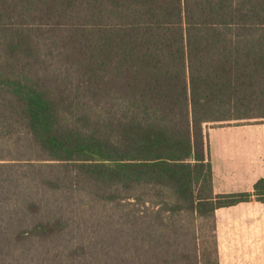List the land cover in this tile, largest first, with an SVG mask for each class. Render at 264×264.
<instances>
[{
	"label": "trees",
	"instance_id": "obj_1",
	"mask_svg": "<svg viewBox=\"0 0 264 264\" xmlns=\"http://www.w3.org/2000/svg\"><path fill=\"white\" fill-rule=\"evenodd\" d=\"M232 120L264 123V0H0V183L20 164L119 212L75 244L70 219L0 217L52 245L0 264H218L215 209L264 203V177L213 193L205 126Z\"/></svg>",
	"mask_w": 264,
	"mask_h": 264
},
{
	"label": "rangeland",
	"instance_id": "obj_2",
	"mask_svg": "<svg viewBox=\"0 0 264 264\" xmlns=\"http://www.w3.org/2000/svg\"><path fill=\"white\" fill-rule=\"evenodd\" d=\"M262 122H257V120H232L228 122H223V126H235L240 128H228L225 131L227 134H224L223 129L215 131L216 134L209 137V148L211 153V158L215 165L222 163L223 149L220 147V143L231 140L236 135L245 133H250L253 135L258 131V128ZM217 126V124L208 123L205 128ZM243 127V128H241ZM257 129V130H256ZM213 133V132H212ZM4 147H7L5 145ZM5 170H2V176H8L12 178L11 182L0 183V217L7 220L8 217L17 219L22 216L23 212L28 213V220L34 221L38 219H51V217H63L65 219H70L69 222L70 230L77 234L76 237H73L72 243H80L85 240L84 236L88 238L95 237L96 230L91 234L92 228L88 230L84 224V218L92 216V219L107 218L114 214H119L118 210L113 206L102 207L98 204L92 205V203L86 198V195L78 192H71L68 190H62V192H52L44 187H41L36 179V173L31 171L28 167L20 164H6ZM45 176H48L45 174ZM30 200L36 201L38 204L35 205L34 209L29 207V198ZM92 208H91V207ZM31 213V214H30ZM35 213V214H33ZM32 215V216H30ZM32 219V220H30ZM81 222L78 228L75 225L76 223ZM5 222H1V229L9 231L10 229H15L13 225H5ZM10 223V222H9ZM194 231L197 237V243L199 248H205L209 252H213V220L211 218H200L194 222ZM84 229V230H83ZM80 232H83L82 235H79ZM56 235V234H55ZM68 235V234H66ZM15 233L10 234L6 233L5 235H0V259L1 260H10L13 259V256L18 257L21 255L22 248H31V251L27 254L33 255L36 252L35 248L39 249H51V242L45 240L42 243H35L33 241H26L24 245L16 243ZM63 235L58 236L59 243L56 245L61 248L63 244L66 243L65 239L62 238ZM37 249V248H36Z\"/></svg>",
	"mask_w": 264,
	"mask_h": 264
},
{
	"label": "crops",
	"instance_id": "obj_3",
	"mask_svg": "<svg viewBox=\"0 0 264 264\" xmlns=\"http://www.w3.org/2000/svg\"><path fill=\"white\" fill-rule=\"evenodd\" d=\"M228 128L240 127L205 128L214 194L251 191L255 181L264 177V124L253 135L243 132L236 139L233 136L220 143L223 159L215 165L209 137L219 129L227 134ZM214 218L218 264H264V203L252 199L219 207L214 211Z\"/></svg>",
	"mask_w": 264,
	"mask_h": 264
}]
</instances>
